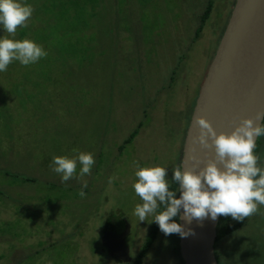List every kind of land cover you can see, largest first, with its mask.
<instances>
[{"label":"rangeland","instance_id":"obj_1","mask_svg":"<svg viewBox=\"0 0 264 264\" xmlns=\"http://www.w3.org/2000/svg\"><path fill=\"white\" fill-rule=\"evenodd\" d=\"M79 1L65 19L51 0H20L34 11L15 38L48 54L0 72V264H123L100 242L108 220L115 230L128 225L125 243L136 256L154 214L145 221L134 214L142 203L135 171L167 165L171 182L234 0H95L97 16L82 22L74 18ZM7 35L0 25V38ZM79 152L94 155L90 174L80 177L78 163L62 182L53 157ZM177 238L159 230L141 264H182ZM216 254L220 264H264V205L219 240Z\"/></svg>","mask_w":264,"mask_h":264},{"label":"clouds","instance_id":"obj_2","mask_svg":"<svg viewBox=\"0 0 264 264\" xmlns=\"http://www.w3.org/2000/svg\"><path fill=\"white\" fill-rule=\"evenodd\" d=\"M33 11L30 4H22L20 0H0V25L8 33L0 38V72L6 71L14 60L28 66L47 56L44 47L32 39L15 38L17 28L27 26ZM255 119L260 123L245 117L230 132L217 133L207 119L196 117L199 131L194 142L207 148L210 139L214 154L198 171L182 170L181 165L173 169L172 179L179 185V198L175 195L177 189H169L167 165L137 167L132 187L142 200L134 210L138 220L145 221L155 214L153 220L165 235L175 233L185 237L191 234V229L185 230L173 220L181 208L183 219L188 222L208 217L216 220L218 216L240 221L256 214L258 205H264V169L258 167L259 157L254 153L256 139L264 135V109L256 113ZM52 163V170L60 174L62 182H67L76 174L78 163L83 177L90 174L95 160L92 153L79 152L71 157L55 156ZM86 187L87 181H83L78 193L82 198L86 196L83 191ZM161 205L162 210L157 212Z\"/></svg>","mask_w":264,"mask_h":264},{"label":"water","instance_id":"obj_3","mask_svg":"<svg viewBox=\"0 0 264 264\" xmlns=\"http://www.w3.org/2000/svg\"><path fill=\"white\" fill-rule=\"evenodd\" d=\"M217 42L185 130L179 163L182 170L198 171L214 154L210 139L207 148L194 142L199 131L197 116L207 119L217 133L230 132L245 117L260 123L255 115L264 109V0H234ZM193 156L198 159H190ZM218 219L188 222L181 208L177 222L185 230L191 229L185 237L178 234L183 264H219L214 253ZM127 233L126 224L120 233L106 229L100 236L108 255L121 263L131 261Z\"/></svg>","mask_w":264,"mask_h":264},{"label":"trees","instance_id":"obj_4","mask_svg":"<svg viewBox=\"0 0 264 264\" xmlns=\"http://www.w3.org/2000/svg\"><path fill=\"white\" fill-rule=\"evenodd\" d=\"M72 1H74V0H51L53 9L55 8L60 13L61 17L65 18V19L70 17L69 4H71ZM92 1H95V0H86V1L80 0L78 2V3H81L82 5L78 6V7H75V9H74V18L77 21H81L82 22L85 19L86 16L87 17H89V16H97L96 12L94 11L96 6H94V4H92L93 3ZM84 5H86V6L90 5L91 6L90 8H91L92 11H89V12L86 11L85 8H84ZM210 9H211V3L208 2L207 5L205 6L200 18H199V24H198V26H197V28L195 30V35L200 33V31H201V29H202V27L204 25V22H205V20L207 19L208 15H209ZM75 26H76V24H72L71 23L70 25H68V28H69V30H72V29L75 28ZM71 33L72 34L76 33V30L75 31H71ZM77 33H78V31H77ZM66 38L68 40H70L69 37H66ZM136 132H137L136 129L133 130V132L129 135V137L127 139H125L123 141V143H128ZM179 163H180V159H179ZM169 189L172 190V191H175L176 189H178V184L176 182H174L173 179H171V182L169 183ZM175 195L177 196V190L175 192ZM160 210H162V206H161L160 209H157V212H159ZM154 215H153V217H152V219L150 221L148 232H147V234H146V236H145V238H144V240H143V242L141 244V247H140L139 251L137 252L136 256L131 258V261L128 262L127 264H141L142 263V259L145 256L146 252L150 249V247L153 245L154 241L156 240V237H157L158 232H159L160 229H159L158 224L155 222V220H153L154 219ZM107 222L108 223L105 225L103 230L108 228V227L111 228L110 226H113L111 220H108ZM242 223H243V220L238 221V220L233 219L231 216H227V217L219 216L218 223H217V226H216V236H215V242H214V253H215V257H216L218 263H219V261H218V258L216 256L217 255L216 254V245H217V243L219 242L220 239H222L226 235H228L231 232L237 230L242 225ZM173 249H174L175 253L179 256L178 242H176V244H174ZM179 258H180V256H179ZM115 260L120 262L117 259H115ZM123 264H125V263H123Z\"/></svg>","mask_w":264,"mask_h":264},{"label":"flooded vegetation","instance_id":"obj_5","mask_svg":"<svg viewBox=\"0 0 264 264\" xmlns=\"http://www.w3.org/2000/svg\"><path fill=\"white\" fill-rule=\"evenodd\" d=\"M228 18V17H227ZM224 29V28H223ZM222 31L223 30H221V32H220V35H221V33H222ZM220 35H219V37H218V39L220 38ZM218 41V40H217ZM216 41V42H217ZM216 48V47H215ZM214 48V49H215ZM213 53H214V51H213ZM254 153L255 154H257V155H259V154H264V135H262V136H260L259 138H257L256 139V147H255V149H254ZM258 160H260V162L261 163H263V167H264V159H258ZM113 224V226L111 227V228H106V229H110V230H112V231H115V232H117V233H120V232H122L124 229H121V230H115L114 229V223H112ZM106 229H104L103 231H105ZM126 239V238H125Z\"/></svg>","mask_w":264,"mask_h":264}]
</instances>
